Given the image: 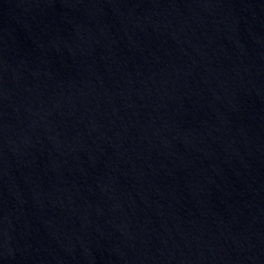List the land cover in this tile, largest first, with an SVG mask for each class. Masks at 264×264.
<instances>
[{"label": "water", "instance_id": "1", "mask_svg": "<svg viewBox=\"0 0 264 264\" xmlns=\"http://www.w3.org/2000/svg\"><path fill=\"white\" fill-rule=\"evenodd\" d=\"M0 264H264V0H0Z\"/></svg>", "mask_w": 264, "mask_h": 264}]
</instances>
